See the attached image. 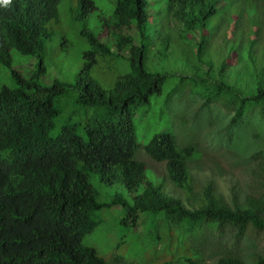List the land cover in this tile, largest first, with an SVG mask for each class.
Instances as JSON below:
<instances>
[{
    "label": "trees",
    "instance_id": "16d2710c",
    "mask_svg": "<svg viewBox=\"0 0 264 264\" xmlns=\"http://www.w3.org/2000/svg\"><path fill=\"white\" fill-rule=\"evenodd\" d=\"M217 1L110 0L104 9L97 0H0V264H124L122 244L153 246L158 264H208L203 249L212 235L264 229V154H254L250 193L230 204L211 183L204 194L194 191L189 161L197 147L180 145L171 125L144 145L136 136L139 112L143 119L154 113L153 131L162 128L160 114L189 125L186 105L172 102L185 87L204 98L194 118L216 101L234 111L227 126L256 105L264 116V37L243 42L253 25L233 33L219 63L203 55ZM248 16L264 27V0H249ZM175 26L181 38L199 31L198 51L173 43ZM78 45V71L54 73L50 51ZM178 50L188 61L182 77L165 66ZM245 67L252 80L239 83ZM212 122L220 125L219 116ZM141 147L166 162L155 180L137 159ZM168 183L189 193L190 207L166 191ZM102 210L118 232L110 259L83 242L106 221ZM216 264H264V251L250 263L225 256Z\"/></svg>",
    "mask_w": 264,
    "mask_h": 264
},
{
    "label": "rangeland",
    "instance_id": "374dc122",
    "mask_svg": "<svg viewBox=\"0 0 264 264\" xmlns=\"http://www.w3.org/2000/svg\"><path fill=\"white\" fill-rule=\"evenodd\" d=\"M97 2L99 7L104 9L110 4V0H97ZM217 7L216 13L211 16L209 19L210 24L207 26L210 34L204 54L205 58L213 61V63L214 60L219 63L218 61H220L222 54L230 51L228 41L214 36V26L221 20L225 23L229 22L230 16L237 13L236 9L230 6V0H223V5H217ZM89 27L94 32L100 30V25L94 18L89 22ZM232 29L233 25H230L223 36H230ZM175 34L176 31H173L172 35ZM69 37H71V34H69ZM180 43L184 47L194 50L195 46L192 39L182 38ZM262 47L264 46L260 45V48ZM81 55L82 52L79 45L70 46L65 50L59 48V50L50 51L48 61L54 73L65 77L72 75V73L78 71L81 67ZM16 59L21 60L22 57L16 55ZM205 64L207 65L206 69L210 68L208 62H205ZM165 66L170 73L178 74L179 77H182L188 67V61L180 55L178 50L177 57L175 59L170 57L165 62ZM243 71L244 68L239 74L238 82L252 80L246 67L244 73ZM101 78L105 81H110L112 79V73L104 72L101 74ZM177 81V77L173 76L172 83L175 84ZM187 83L193 89V82L187 81ZM182 92L181 95L175 94L172 102L177 105H186V116L188 117L189 125L183 124V121L176 116H162L160 114V119L156 124L162 128L153 131L151 123L154 113L151 115L152 118L143 119L141 112H139L135 118L138 143L142 145L148 143L155 132L170 130L168 125H171L178 136L180 145L193 143L197 147V153L189 161L191 183L194 191H200L204 194L206 187L211 183L214 186V193L215 190L217 193H221L228 203L233 204L235 199L243 202L250 193V173L253 164L261 154H264V116L261 114L260 107L257 105L254 106L244 115L240 123L227 126L228 118L233 116L234 111L222 105L223 101H220L221 103H212L211 108L202 110L201 115L203 116L194 118L192 113L199 109L204 98L198 94H196L198 95L197 97H193L194 93L190 92L188 87H185ZM184 94L186 95V99L183 98ZM66 101L68 100L66 99ZM170 108L171 104L166 111L169 112ZM209 116L212 121L215 117L219 116L220 125L209 121ZM140 149H143V147L138 149V155L136 154L137 158L146 162L158 172L163 173L165 163L154 161L144 150ZM257 153V158H254V154ZM148 170L151 169L149 168ZM147 174L151 180H155L157 177V174L153 171H149ZM167 192L181 198L189 207L192 204H189V201L185 199V195L188 192L180 187H175L168 183ZM104 196L107 197V193L104 195L99 193V199L104 200ZM102 211L97 212L96 215H100ZM102 216L107 222L102 221L94 232L83 238V241L86 244L98 247L101 254L105 258L110 259V254L113 253L119 244L118 232L108 224L114 217L113 214L104 211L102 212ZM106 226L108 227L109 233L103 232ZM204 247V260L210 264H215L217 260L225 256L240 257L246 260L247 263H250L254 253H262L264 251V229L250 228L247 234H244L242 237H238L236 231H230L228 229L223 234L212 235L210 241L205 242ZM117 250V254L122 256L123 261L128 264H143L147 261L150 264H158L159 261L156 258L160 259L162 256L161 254L154 253L153 246L151 248H143L141 245H138L136 248L130 249V247H127V244H122ZM153 255L154 257H152Z\"/></svg>",
    "mask_w": 264,
    "mask_h": 264
},
{
    "label": "clouds",
    "instance_id": "9594fccd",
    "mask_svg": "<svg viewBox=\"0 0 264 264\" xmlns=\"http://www.w3.org/2000/svg\"><path fill=\"white\" fill-rule=\"evenodd\" d=\"M5 2H8V0H5ZM217 5L222 6L223 5V0H218L217 3L214 5L216 11H217V8H218ZM230 6L233 7V8H235L236 11H237V13L235 15H231L230 16V21L227 22V23H225L223 20L219 21L214 26V36L217 37V38H223L226 41L230 42L233 33H235L237 30L242 29V28H246L247 26L253 25V27H254L253 30L250 33H248V34L246 33L247 35L245 34V36L243 38V42L246 43L249 39L255 38L258 35V37L261 39V40H258V41L262 44V42H263L262 39L264 37V27H262V25H260L259 23H256V22L255 23H252L251 22V20H250V18L248 16L249 0H230ZM216 11H215V13H216ZM214 14H212V15H214ZM211 16L209 17V19L211 18ZM170 24H171V26H174V22H171ZM230 25H233L232 33H231L230 36L224 37L223 36L224 35V32L227 30V28ZM174 31H176V34L175 35H171L172 40H173L174 43H180V40L182 38H181L180 33H179V27L178 26H175L174 27ZM209 34L210 33L208 32L205 35L206 38H204V40L206 41V43H205V46H204V49H203V55L205 54V51H206V48H207ZM187 36L190 39H196L197 40L198 46H195L194 47V51H198L199 43L201 42V40H203L200 37L199 31L190 32L189 34H187ZM214 103H221V102L220 101H216ZM153 160L156 161L155 159H153ZM157 162H159V161H157ZM161 162H164L165 163V169H164V172L163 173L158 172L155 168L150 167L145 162L147 164V170L150 168L153 172H155L157 174V176L164 174L165 171H166V162L165 161H161ZM175 187H178V186H175ZM166 191H167V189H166ZM87 245H89V244H87ZM105 259H107V258H105ZM156 259L160 263V259H158V258H156ZM123 263L124 264H128V263H126L124 261H123ZM206 263H208V262H206ZM143 264H150V262L147 261V262H145ZM208 264H210V263H208Z\"/></svg>",
    "mask_w": 264,
    "mask_h": 264
}]
</instances>
